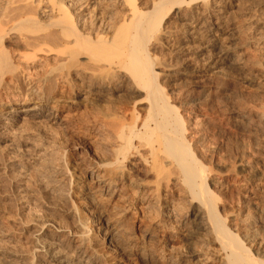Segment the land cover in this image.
<instances>
[{"label": "bare ground", "instance_id": "bare-ground-1", "mask_svg": "<svg viewBox=\"0 0 264 264\" xmlns=\"http://www.w3.org/2000/svg\"><path fill=\"white\" fill-rule=\"evenodd\" d=\"M35 2L43 4L28 7ZM190 2L197 1L156 0L145 11L134 0H0V104L42 105V113L23 118V123L32 130L25 137L45 151L38 159L28 156V162L17 149L13 155L0 151V190L10 193L8 199L17 207L25 197L29 209L18 216L23 224L33 221L35 232L49 219L57 223L35 238L39 260L81 264L67 257L71 239L66 236L64 243L58 238L69 232L79 234L75 247L100 264H126L116 258L115 248L126 261H153L148 244L158 237L174 240L162 235L172 234L163 223L174 217L183 233L178 232L189 236L187 243L183 240L189 247L197 233L209 234L224 264H263L243 244L249 229L235 233L220 205L224 193L241 190L244 198L237 208L245 217L257 215L264 226V184L252 180V173L264 174V103L247 95L232 104L235 126L249 128L245 132L252 146L246 149L240 138L231 140L221 115L198 106L209 99L210 89L201 84L197 91L171 95V100L150 53L149 42L165 16ZM122 7L129 15L107 34L106 12ZM136 96L145 100L143 108H138ZM63 98L68 107L61 105ZM63 108L75 114L65 124L59 121ZM13 119L0 114V139L12 129ZM227 145L233 150L217 157V150ZM11 157H19L21 165L9 167L6 159ZM212 161L224 170L214 171ZM151 202L155 205L148 208ZM115 203L120 210L113 213ZM177 209L185 211L176 216ZM122 213L124 218L118 216ZM183 252H174L171 264L208 260H200L192 248Z\"/></svg>", "mask_w": 264, "mask_h": 264}, {"label": "rangeland", "instance_id": "rangeland-1", "mask_svg": "<svg viewBox=\"0 0 264 264\" xmlns=\"http://www.w3.org/2000/svg\"><path fill=\"white\" fill-rule=\"evenodd\" d=\"M134 1L137 7L139 6L140 9L147 11L150 9L153 1L156 0ZM196 1L197 2H190L188 4L183 3L179 5L178 8L172 9L168 13V16H165L160 30L149 42V49L155 63V69L159 72L158 80L163 85L166 92L169 93V96L171 97V95H173L172 97L174 98L179 94H185L183 92L187 93V90H199L201 84L203 85L202 87L210 89L209 99L198 103V106H200L203 111L216 115V117L221 115L220 117L224 121V123L222 121L223 125L229 126L227 130L229 131V136H232L231 140L235 138L238 140L241 139L244 143V148L249 149L252 146V142L247 138L249 128L243 125L235 126L234 122L231 120V109L233 105H236L237 102L239 104L241 98L243 99V97L247 95H255L264 103V0ZM41 4L43 3H30L28 7L35 9L37 6H41ZM104 12L105 11H103V13ZM109 15L110 17L105 19L109 25V30L106 32L107 34H109V32L111 34L112 31L115 30L121 20L129 15V11H127L125 7L116 8L111 12H106L105 17ZM172 97L171 100L173 99ZM193 98L194 97H192V99ZM135 99L138 108H143L145 100H140L139 96H136ZM59 100L64 102L61 103V105L65 104L64 107H68L66 106L65 98ZM187 100L189 101V99ZM194 101L197 100L194 99ZM102 105L105 108L108 102L105 100L102 102ZM0 108V114L5 113L14 116L11 125L12 129H10L5 137L0 139V151H4V153H8V155H13V152L17 149L20 155L23 152L24 155L21 159H24L26 162H28L29 159L33 160V156L34 159H38V156L45 151L42 149L43 147L40 150V145L39 147L35 145V139L25 137L28 129L27 125L25 126L24 124L26 120H23V118L29 119L28 117H30L31 119L33 113L37 115L42 113L44 110L42 105L35 104L34 102H26L20 105L9 104L8 106L0 104ZM13 108H15L14 110L16 111H14ZM89 108L91 107L86 109L82 107L81 111L89 110ZM73 113L74 110L72 108H63L60 111L61 116L59 121L64 123L66 117H70V120H72L75 118V114ZM22 123L24 125L23 128L21 126ZM237 126H240V128ZM17 129H20V131L24 129L23 131L26 134L23 133V131H21L22 133L18 132ZM1 131H3V129ZM245 131H248V134ZM16 132L20 135L18 133L15 134ZM30 133H32V130L28 132V134ZM66 135V137H69L71 134L67 132ZM227 146V148L225 146L219 148L216 156H228V153L231 152L233 148H229L231 147L230 145ZM35 151L38 152L36 155L31 154L36 153ZM27 157L28 160H26ZM11 163H14L16 167L21 165L19 157L7 158L6 164L11 167ZM3 165L2 168L0 165V174L4 173ZM210 166L217 172L224 170L223 166L217 165L213 161ZM235 169L238 171L237 168ZM252 180L264 184V174L252 173ZM22 188L23 186L19 189L21 190ZM6 194L7 192L1 193L0 190V264H48L45 258L39 260L41 255L38 256V254H40L41 249L34 248V241L36 236H39L46 228H48V232L54 230L53 227H55L57 223L49 219L44 222L42 228L35 232L33 221H28L23 224L18 216V213L21 214L23 211L25 213L29 209L28 204L25 202V197H22L24 199H18V203L22 202V206L17 207L14 206L17 205L16 203H11V201H9L10 199L8 198H12L10 193ZM21 195H23V193ZM242 197L241 190L238 192L235 190L224 193V202L220 200L223 206H220L222 211L227 214V219L231 220L230 223L233 224V226L231 225L232 230L235 233L243 235L241 228L249 229V234L242 236L243 244L264 264V226L261 225L262 223L257 215H249L246 217L242 215L243 213L236 206V203H239L244 198ZM2 202L6 203H3V205ZM122 204L124 205L126 202ZM109 205L110 202H107V206ZM154 205L155 204L151 202L148 208L154 207ZM3 207L5 209L9 208V211H6ZM110 209L113 213L119 211L120 203H115ZM164 210L166 211V209ZM183 211L185 210L177 209V211L173 213L177 216L178 214H182ZM7 212H11L9 213L10 215ZM125 215L126 214L122 213L118 216L124 218ZM166 218H168V221L163 223L165 231L169 232L171 230L169 233L172 234L162 235H170L174 240L165 242L163 241L164 238L158 237V239L149 242L148 250L155 253V260L144 261L141 259H129L126 261L125 256L119 254L118 248H115L113 252L116 258L120 259V261H124L126 264H171L174 258L171 259L170 257L173 256L174 252L184 253L183 251L186 249L192 248L195 250L200 260L206 261V259H208L204 264H224L222 252L219 250L218 245L215 244L211 235L197 233V235H195V237H197L192 238V240H195L193 245L189 247L188 244H184L183 242L184 240L185 243H187L189 236L182 234L183 232L180 230L182 228L176 222L175 218L165 217V219ZM131 222L132 221L128 219L126 221V227L127 230L132 232L134 230H132ZM176 225H179L180 229L179 227L177 228ZM55 229L60 232L64 228ZM173 230L177 233H175V231L172 232ZM178 230L182 233L178 232ZM51 234L52 233H49V237ZM52 235L56 236V234ZM78 235V233L68 232L64 233V236L58 237L61 240L63 239L62 241L64 243L67 241L65 240L66 236L71 239L69 241L72 247L67 250V257L75 262L79 261L81 264H100L97 260H94L95 257L93 255H91L90 258L87 256L88 251L83 252L82 247H75L79 243L76 240ZM100 236L104 237L101 234ZM32 251H36L37 253L31 259L30 256Z\"/></svg>", "mask_w": 264, "mask_h": 264}]
</instances>
